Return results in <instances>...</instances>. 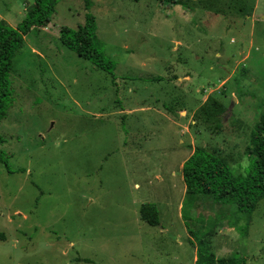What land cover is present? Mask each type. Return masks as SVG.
Listing matches in <instances>:
<instances>
[{
  "label": "rangeland",
  "instance_id": "374dc122",
  "mask_svg": "<svg viewBox=\"0 0 264 264\" xmlns=\"http://www.w3.org/2000/svg\"><path fill=\"white\" fill-rule=\"evenodd\" d=\"M60 0L0 122V264H264V200L184 203L196 147L235 171L264 103V0ZM33 0H0L11 27ZM82 26L114 72L60 41ZM153 206L157 225L140 219Z\"/></svg>",
  "mask_w": 264,
  "mask_h": 264
},
{
  "label": "trees",
  "instance_id": "16d2710c",
  "mask_svg": "<svg viewBox=\"0 0 264 264\" xmlns=\"http://www.w3.org/2000/svg\"><path fill=\"white\" fill-rule=\"evenodd\" d=\"M60 0H33L30 9L16 27L0 21V122L5 118L12 104L10 81L13 59L19 54L26 36L38 23H49L53 18L56 5ZM138 1V0H135ZM168 4H180V0H156ZM85 0V6H89ZM61 43L78 56L92 61L100 70L108 74L114 72V65L105 55L100 41L87 34L82 26L73 30L60 29ZM255 122L249 144L245 148L249 165L244 171H235L217 155L196 147L183 162L181 174L185 184L184 203L192 202L199 195H207L217 204H228L232 198L249 199L251 207L264 200V103ZM3 138L0 136V144ZM0 163L7 169L5 154L0 149ZM140 219L156 226L157 219L153 206L144 205L140 210ZM3 236L0 234V239ZM213 258L206 257L201 249L197 252L195 264H214Z\"/></svg>",
  "mask_w": 264,
  "mask_h": 264
}]
</instances>
